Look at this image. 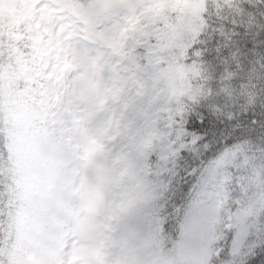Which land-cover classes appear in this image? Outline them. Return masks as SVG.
Returning <instances> with one entry per match:
<instances>
[{
    "label": "snow or ice",
    "instance_id": "6c2138e0",
    "mask_svg": "<svg viewBox=\"0 0 264 264\" xmlns=\"http://www.w3.org/2000/svg\"><path fill=\"white\" fill-rule=\"evenodd\" d=\"M41 5L0 33V264H264V0Z\"/></svg>",
    "mask_w": 264,
    "mask_h": 264
},
{
    "label": "trees",
    "instance_id": "16d2710c",
    "mask_svg": "<svg viewBox=\"0 0 264 264\" xmlns=\"http://www.w3.org/2000/svg\"><path fill=\"white\" fill-rule=\"evenodd\" d=\"M38 0H0V33L3 34L6 46L10 45L15 52L17 48L29 51L25 45L38 37L40 25L49 19L45 5L36 8ZM79 63V61H78ZM13 68L21 77L37 79L39 68L36 61L31 64H14Z\"/></svg>",
    "mask_w": 264,
    "mask_h": 264
},
{
    "label": "rangeland",
    "instance_id": "374dc122",
    "mask_svg": "<svg viewBox=\"0 0 264 264\" xmlns=\"http://www.w3.org/2000/svg\"><path fill=\"white\" fill-rule=\"evenodd\" d=\"M39 68L38 78L44 77L47 78L51 75H54L59 68L60 61L58 57L51 56L49 57V65L54 67H48L41 63L39 60L36 61ZM79 71L73 77V82L81 93V99L86 102H91L96 94V83H95V74L93 70L88 66V63L83 59L79 60L78 63Z\"/></svg>",
    "mask_w": 264,
    "mask_h": 264
}]
</instances>
